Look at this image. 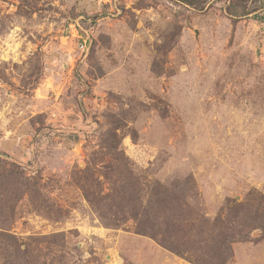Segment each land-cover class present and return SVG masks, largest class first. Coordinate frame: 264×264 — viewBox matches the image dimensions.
I'll return each mask as SVG.
<instances>
[{"label":"rangeland","instance_id":"374dc122","mask_svg":"<svg viewBox=\"0 0 264 264\" xmlns=\"http://www.w3.org/2000/svg\"><path fill=\"white\" fill-rule=\"evenodd\" d=\"M0 264H264V0H0Z\"/></svg>","mask_w":264,"mask_h":264}]
</instances>
